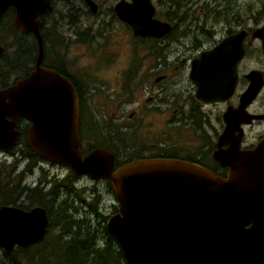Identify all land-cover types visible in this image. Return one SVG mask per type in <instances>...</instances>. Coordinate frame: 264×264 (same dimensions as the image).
Wrapping results in <instances>:
<instances>
[{
    "label": "water",
    "instance_id": "water-1",
    "mask_svg": "<svg viewBox=\"0 0 264 264\" xmlns=\"http://www.w3.org/2000/svg\"><path fill=\"white\" fill-rule=\"evenodd\" d=\"M50 1L0 0V14L13 6V26L22 33L32 32L38 42L35 69L0 89V148L16 144V121L24 116L31 122L27 144L40 158L75 176L107 179L118 211L105 225L125 264H264V138L254 149L240 150L233 132L244 114L227 109L223 119L228 128L213 152L215 160L229 166L226 176L178 158H142L114 168L113 155L104 148L83 155L71 84L41 66L44 47L37 16L52 9ZM86 2L97 10L93 0ZM113 9L136 36L160 38L171 29L168 22L154 17L150 0H120ZM245 34L240 30L190 60L188 78L196 101L210 103L231 96ZM250 88L247 102L257 92ZM226 139L229 147L221 149ZM48 223L41 206L28 210L0 206V249L11 251L42 241Z\"/></svg>",
    "mask_w": 264,
    "mask_h": 264
},
{
    "label": "flooded vegetation",
    "instance_id": "flooded-vegetation-1",
    "mask_svg": "<svg viewBox=\"0 0 264 264\" xmlns=\"http://www.w3.org/2000/svg\"><path fill=\"white\" fill-rule=\"evenodd\" d=\"M83 1L84 4L87 5L89 10H91L86 0ZM93 1L96 3L98 11L99 2L96 0ZM118 1L120 0H115L112 4V7H110L111 14L110 16H108V18L115 19L119 23L125 25L127 29H130L128 24L121 21L114 12L113 7ZM126 1L131 2V0ZM150 1L155 8L154 17L168 22L171 25L170 31L160 38H166V36H169V33H172V31L176 29V21H179L180 17H182L183 15L187 16L188 20H193V22L197 19L195 18L196 14H192L187 11L190 10L189 8L194 0H190V2H188V0H179L178 5L176 6L174 5L175 0ZM253 1H255L256 4H259L258 8L256 10L254 9L253 11H250L251 6L247 5L245 0H209L206 1L207 3L203 4L201 7L203 10L200 12L205 16L206 14L210 15L213 22H221L218 23V25H220L221 28H224V30L222 36L213 39L211 44H207L208 42L201 43V40L197 41L194 57L198 56L199 53L203 50L213 49L219 41L228 36L236 34L240 30H246V34L243 38V54L236 65L237 80L235 89L231 96L223 101L210 103L198 102L194 99L193 95L191 96L193 105L200 104L210 105L214 107L218 106L221 109L219 114L216 116L217 127L215 125H211V130L208 131L209 133L206 132L205 136L201 137L200 139L197 138L195 143L192 145L194 147L191 152L197 156L193 158L172 154L170 146H163L161 144L162 125L163 122L164 124L166 123V117H162V108L159 106V104L150 106L144 102L156 100L161 103L162 86H158L157 91L152 92L157 93V95H153L151 94V92L147 91L145 92L147 97L144 100L140 98L135 99V96H133V93L131 91L129 82V78L134 77L138 72V70L137 72L133 70V66H124L118 74H121L122 77V74L126 71L125 74L127 76V81L123 82V88L127 92L125 103H129V101H131V103L134 104L135 102H137L136 104H134L136 109L128 113L126 117L132 123L130 124V126H126L123 124L124 116L126 113V109L122 110L124 106H119L114 110H109V105L103 100L104 85H102L96 79H87L88 75L85 68L82 66H74V64H72L70 61V56L73 52H70L69 43L71 41H74L77 38V35V39L84 37L87 40V32H89L88 29L84 27V25L82 28H79L80 26L78 28L74 27L73 23L78 22L74 20L70 21V23L73 25V28H71L70 30V35L73 40H69L66 38L65 41L63 37L64 33L56 30V28H58L55 22L56 18L52 19L51 17L50 13L54 5V0H51L50 3L52 9L44 10L37 16V18L41 22L40 32L44 47V57L41 66L56 71L57 73L65 77L71 84L73 94L75 95L77 101V136L82 154L85 155L94 148H104L113 155L114 166L120 163L119 154L124 155V159H142L156 157L174 158L175 156L178 157V159L184 158L187 159V161L189 160L191 162L200 164L212 170L216 175L226 176L229 166L222 165L213 157V152L217 148H219L218 138L220 134L228 128L227 121H224L223 119V113L227 109H230L232 112L236 113L235 111L239 109L238 112H242L244 114L243 117L239 118L236 121L238 123V129L233 132L234 140L237 142V146L240 148V150H252L255 148V146H257V143H259V141L264 138V0ZM158 11L160 12L161 17L157 16ZM14 17L15 8L13 6L6 7L5 10L0 14V47L2 48V51H0V89L14 84L18 79L28 76L30 72L35 69V58L38 49V42L32 32L22 33L20 28H15L13 26ZM101 22L107 21L101 20ZM79 24L83 23L81 22ZM48 29L51 31L46 32V30ZM11 30H14L17 33L16 39L11 37ZM45 32L48 34H45ZM184 33L189 34V31H182V36L184 35ZM191 33L193 36V34L196 32ZM202 33L209 34L210 36L213 35V31L209 32L205 28L200 27V34L203 35ZM23 36L26 37L24 38ZM134 36L137 38H142L136 35ZM147 38L151 41L160 39L156 37ZM50 41H52L51 47H49ZM189 48L192 49V45H190ZM23 54L26 56L23 57ZM14 55H17L18 58L13 59ZM160 56L161 51L159 52V57ZM11 60L14 61L12 65H14L15 70L10 78L14 76L15 78L12 82L8 83L7 81L9 78H7V71ZM31 60L32 64H28ZM60 60L62 62H60ZM66 60H68L70 64H65L64 62ZM104 70H101L98 73H101ZM74 71L78 72L80 74V77H78ZM162 76L164 77V75H157L155 77L154 84L151 86L152 88H154L161 81ZM251 86H253L257 90V92L252 100L247 102L245 93ZM109 88L114 90L115 93L114 95H111L110 99H113L115 95L121 94L123 92L121 80L119 81L117 86H112L110 84ZM190 88L195 90L193 84L190 85ZM158 92L161 94L160 96H158ZM241 98L243 102L241 101ZM96 100L97 104H95ZM241 103L244 104L241 105ZM125 106L127 107L126 104ZM148 111L154 112V116H156L157 118L156 132L158 134L159 142L156 144L144 146V148L135 145H127L124 142H121L119 144L118 139H113L112 135L109 133V131H107L108 128L113 126H117L119 129L126 128L127 130L139 128L141 126L140 120L142 119V115ZM174 111L177 112L178 110ZM180 114L182 115V111L180 112ZM94 120H96V123L98 125V127H96L97 131L89 133L91 131L92 125L94 124ZM236 122L234 124L235 128ZM30 125L31 122L24 116H20L16 121V130L18 131V136H24L26 144V137L28 135V128ZM101 130L106 132V141L109 144L116 142L117 144H119L118 147H112L110 145L93 146L91 144L93 141L102 140ZM228 147L229 139H226L224 141V144L221 145V149ZM201 160H207L208 162L204 161L205 163H207L204 164ZM30 188L31 186H25L26 190H29ZM16 247L22 246H15L14 248ZM0 253L3 256H0V264H3V260L6 256L2 249H0ZM7 264H11V262L8 261Z\"/></svg>",
    "mask_w": 264,
    "mask_h": 264
},
{
    "label": "rangeland",
    "instance_id": "rangeland-1",
    "mask_svg": "<svg viewBox=\"0 0 264 264\" xmlns=\"http://www.w3.org/2000/svg\"><path fill=\"white\" fill-rule=\"evenodd\" d=\"M96 1L99 2V7L98 11L96 10L97 12L95 11L96 13H93L94 11L92 12V9L89 10L83 0H54L53 9L50 14L52 19L56 18L55 22L58 27L56 30L64 33V40L66 38L73 40L70 35V30L73 28V25L70 23L72 20L77 21L78 24L82 22L83 24H79V28H82L84 25L89 31L87 40L84 37L77 39V35V38L69 43L70 52H73L70 56L71 63L74 64V66L84 67L87 71V79H96L104 85L103 100L109 105V110L124 106L122 110L126 109V113L123 124L130 126L132 122L126 117L128 113L136 109L134 104L137 102L134 104H132L131 101L125 103L127 92L123 88V82L127 81L126 71L122 74V77L121 74H118L124 66L131 65L134 67L138 61L140 63L138 72L134 77L129 78L130 88L135 99L140 98L144 100L147 97L145 94L147 91L151 92L153 95H157V93L152 92L157 91L158 86H162L161 103L156 100L144 102L150 106L159 104L162 108V117H166V123L164 124L163 122L162 125L161 144L163 146H170L172 154L183 157H197L191 152L194 147L192 145L197 138L200 139L206 135V132L209 133L208 131L211 130V125L217 127L216 116L221 110L218 106L193 105L191 96L194 93V89L190 88L192 83L188 78L189 61L195 56L197 41L201 40V43L208 42L207 44H211L213 39L219 38L223 34L224 28L218 25V23L221 22H213L210 15L206 14L205 16L200 12L203 10L201 8L202 5L206 4V1L209 0H194L191 4L190 10L187 11L196 14L195 18L197 19L194 20V22L193 20H188L187 16L183 15L180 17L179 21H176V30L173 31V33L170 32L169 36L153 41L146 39L144 42L140 41V38L135 37L131 30L127 29L125 25L119 23L115 19L108 18L111 14L110 7H112L115 0ZM188 2H190V0H188ZM245 2L247 5L251 6L250 11L256 10L259 6V4H256L253 0H245ZM157 16L161 17L159 11L157 12ZM101 20H106L107 22H101ZM200 27L205 28L209 32L213 31V35L210 36L209 34L203 33V35H201ZM185 30L189 31V34L184 33L182 36L181 33ZM191 32L196 33L192 36ZM190 45H192V49L189 48ZM51 46L52 41L49 42V47ZM159 51H161L160 57ZM13 62V60L10 61L7 71V78H9L7 81L8 83L12 82L15 78V76L10 78L15 70L14 65H12ZM60 62L62 61L60 60ZM64 63L70 64L68 60ZM101 70L104 71L98 73ZM74 72L80 77L78 72ZM157 75H164V77L162 76L161 81L152 88L151 86L154 84V79ZM120 80L123 92L115 95L113 99H110L111 95L115 94L114 90L109 88L110 84L112 86H117ZM160 95L161 94L158 92V96ZM95 104H97V100ZM174 110L178 111L175 112ZM181 111L182 115L180 114ZM154 115L155 113L152 111L145 112L140 120L141 126L139 128L127 130L126 128L119 129L117 126H113L108 128L107 131H109L113 139H118L119 144L124 142L127 145H135L143 148L144 146L156 144L159 142V138L156 132L157 118ZM96 127H98V125L96 120H94V124L89 133L96 132ZM101 131L102 140L93 141L91 143L93 146L110 145L112 147H118L119 144L116 142L109 144L106 141V132L103 130ZM19 149H23V146H16L15 144L10 148V152L5 151L4 148H0V162L6 161L10 164L15 160H19L18 170L24 169L28 161L21 158ZM174 158L178 157L174 156ZM37 160L38 162L32 168V172L27 173L23 177V183H25L26 187L40 185V179H62L69 171L64 166L50 164L42 158H38ZM204 161L208 162L207 160ZM204 161L202 162L207 164ZM77 177L79 179H75L76 184L74 186L77 187L79 192L76 191L70 194L62 193L65 194V197L66 195H70L69 199L72 202L74 200L73 204L78 208V213L81 215L87 214L88 208L85 207V202L83 203L77 195H82L87 201L92 199L94 203L95 195L99 194L97 204L99 213L104 215L110 214L112 205L116 204V200L113 193L108 190L105 182L99 179L93 180L85 175ZM80 187H82L83 190ZM46 188L48 189L49 185ZM93 189H96L97 192L93 191ZM15 195L16 194L12 195V197L14 198ZM17 200V203L22 206H31L29 199L25 195H19ZM0 201L1 203L5 202L3 196L0 197ZM36 205L38 204L35 203V205L28 208H32ZM54 234L56 235L55 232ZM50 237L51 235L47 238L49 241ZM13 248L11 251L2 249L5 256L8 255V257L6 256L4 258L3 264L5 260L11 262L12 259H9V257H14L19 262L23 261V258L17 255ZM63 250L65 249L55 248L53 253L56 257L69 262ZM0 256H2L1 253Z\"/></svg>",
    "mask_w": 264,
    "mask_h": 264
},
{
    "label": "trees",
    "instance_id": "trees-1",
    "mask_svg": "<svg viewBox=\"0 0 264 264\" xmlns=\"http://www.w3.org/2000/svg\"><path fill=\"white\" fill-rule=\"evenodd\" d=\"M178 3L179 0H175L174 5H178ZM73 25L74 27H79L78 23H73ZM11 31V37L16 39L17 33L14 30ZM46 32H50V30L48 29ZM46 32L45 34H48ZM87 36L89 37L88 32ZM23 37L25 38L26 36ZM140 41L144 42L146 39L140 38ZM22 56L25 57L26 55L23 54ZM17 58V55L13 56V59ZM28 64H32V60ZM139 64L137 61L136 66L133 67L135 72L139 69ZM18 145L23 146V149H19V155L22 159H26L28 163L24 169L18 170L19 160H15L10 164L6 161L0 162V197L3 196L5 201L4 203L0 201V206L14 205L28 210L30 209L28 207L37 203L38 205L36 206H41L46 210L49 223L47 233L42 241L28 247L14 248V252L20 255L23 261L19 262L16 258L9 257V259H12L11 264H125L115 238L107 231L105 225L108 216L118 211L117 203L112 205L110 214L104 215L99 213L97 207L99 194L95 195L94 203L92 199L87 201L82 195H77L83 203L85 202V207L88 208L87 214H79L78 208L73 204L74 200L72 202L69 199L70 195L64 196V193L79 192L77 187L74 186L76 184L75 179L78 180L79 178L71 171H68L62 179H40V185L31 186L29 190H26L23 177L27 173L32 172V168L40 157L29 148L24 136L20 135L17 137L16 146ZM5 151L10 152V149ZM119 157L120 163L116 164L114 168L130 160L137 159H124L122 154H119ZM103 181L108 190L112 192L109 181L107 179H103ZM48 185L49 188L47 189ZM80 188L82 189V187ZM93 191L97 192L96 189H93ZM14 194L17 196L15 195L13 198L12 195ZM19 195H25L29 199L31 206L18 204L17 197ZM49 235H51L50 241L47 239ZM55 248L65 249L63 251L67 255L69 262L56 257L53 253ZM6 256L8 257V255ZM7 262L5 260L4 264H7Z\"/></svg>",
    "mask_w": 264,
    "mask_h": 264
},
{
    "label": "bare ground",
    "instance_id": "bare-ground-1",
    "mask_svg": "<svg viewBox=\"0 0 264 264\" xmlns=\"http://www.w3.org/2000/svg\"><path fill=\"white\" fill-rule=\"evenodd\" d=\"M201 219V218H200Z\"/></svg>",
    "mask_w": 264,
    "mask_h": 264
}]
</instances>
